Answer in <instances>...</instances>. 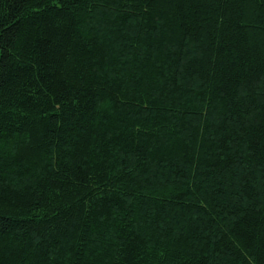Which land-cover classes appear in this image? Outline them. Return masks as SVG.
I'll list each match as a JSON object with an SVG mask.
<instances>
[{"label": "trees", "instance_id": "16d2710c", "mask_svg": "<svg viewBox=\"0 0 264 264\" xmlns=\"http://www.w3.org/2000/svg\"><path fill=\"white\" fill-rule=\"evenodd\" d=\"M0 264H264V0H0Z\"/></svg>", "mask_w": 264, "mask_h": 264}]
</instances>
